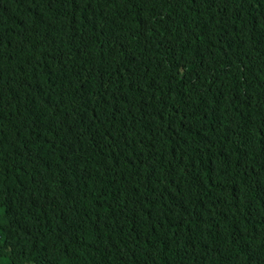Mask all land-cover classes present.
Wrapping results in <instances>:
<instances>
[{"label":"trees","instance_id":"1","mask_svg":"<svg viewBox=\"0 0 264 264\" xmlns=\"http://www.w3.org/2000/svg\"><path fill=\"white\" fill-rule=\"evenodd\" d=\"M0 264H264V0H0Z\"/></svg>","mask_w":264,"mask_h":264}]
</instances>
